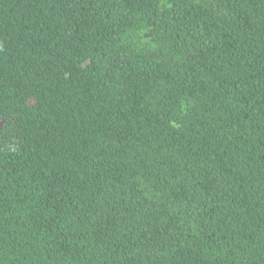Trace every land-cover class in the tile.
<instances>
[{"label":"trees","instance_id":"1","mask_svg":"<svg viewBox=\"0 0 264 264\" xmlns=\"http://www.w3.org/2000/svg\"><path fill=\"white\" fill-rule=\"evenodd\" d=\"M0 264H264V0H0Z\"/></svg>","mask_w":264,"mask_h":264}]
</instances>
